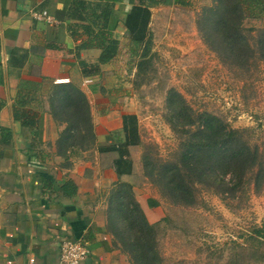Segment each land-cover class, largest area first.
Instances as JSON below:
<instances>
[{
    "label": "crops",
    "instance_id": "1",
    "mask_svg": "<svg viewBox=\"0 0 264 264\" xmlns=\"http://www.w3.org/2000/svg\"><path fill=\"white\" fill-rule=\"evenodd\" d=\"M140 1L117 0L106 22L119 51L125 39L127 78L116 65L119 52L99 62L101 49L85 32L91 15L95 29L105 25V11L95 6L104 0H0V264H61L63 238L86 244L81 264H132L114 243L117 205L128 193L149 223L163 216L144 188L139 117L125 101L137 65L124 20ZM145 1H156L150 31L156 7L180 2ZM246 7V16L264 23V0Z\"/></svg>",
    "mask_w": 264,
    "mask_h": 264
},
{
    "label": "rangeland",
    "instance_id": "2",
    "mask_svg": "<svg viewBox=\"0 0 264 264\" xmlns=\"http://www.w3.org/2000/svg\"><path fill=\"white\" fill-rule=\"evenodd\" d=\"M230 3L180 0L154 9L150 63L147 71H141L145 75L136 77L133 95L125 99L139 117L144 153L154 177L160 163L174 157L182 139V124L174 122L172 111L174 106L181 109L179 98L194 113L209 112L233 128L244 129L248 144L256 146L264 160V51H259L260 44L264 48V23L246 16L250 10L240 18L241 38L231 40L240 55L235 58L221 41L235 31ZM213 5L226 12L228 23L206 22L202 28L197 19ZM120 41L116 65L129 78L128 50L121 36ZM160 177L144 184L165 215L156 226L159 259L153 264H264V239L253 233L264 225V182L255 187L251 181L234 193L200 182L184 203L173 198L167 185L162 187L165 179ZM125 241L118 240L131 260Z\"/></svg>",
    "mask_w": 264,
    "mask_h": 264
},
{
    "label": "trees",
    "instance_id": "3",
    "mask_svg": "<svg viewBox=\"0 0 264 264\" xmlns=\"http://www.w3.org/2000/svg\"><path fill=\"white\" fill-rule=\"evenodd\" d=\"M224 0H222L223 3ZM117 0H104V3H96L95 6L101 8L106 13L105 25L101 29H95L96 16L88 17L89 25L85 30L90 36L89 42L101 49L99 62H106L117 55L119 52V40L113 36V32L107 29V19L112 9V5ZM135 4L125 17V24L129 29L130 43L129 52L135 57L137 71L136 76H143V71H147L150 56V44L152 33L148 24L150 20V6L156 4V1H140ZM247 0H231L230 6L226 10L234 9L232 13L231 27L235 29L227 35V40L222 39V43L229 49V53L235 58L240 57L238 50L232 46V39L241 38L240 30L243 26L240 18H244ZM226 3V2H225ZM262 5L261 2H259ZM221 8V7H220ZM263 7H260V9ZM225 13L220 11L217 5L207 6L200 13L197 23L204 28L208 23L227 24ZM228 14V13H227ZM216 18V19H213ZM213 19V20H212ZM218 19V20H217ZM217 20V22L215 21ZM230 23V21H229ZM206 24V25H207ZM233 25V26H232ZM211 26V24H210ZM200 27V29H202ZM203 32V31H202ZM204 34V33H203ZM207 35V34H206ZM225 35V34H224ZM259 51L263 52L264 48L260 44ZM262 54V53H261ZM142 71V72H141ZM175 96L179 97L178 94ZM181 109L174 106L173 117L175 123H181V136L178 146L174 150V157L170 160L164 159L159 165V175L155 177L150 169L149 162L144 153V144L142 146V165L145 176L153 181L156 177L165 179V185L168 186V192L174 199L180 202L188 203V196L193 194L192 189L200 182H206L211 186L223 187V191L237 192L245 184L253 182L255 187H260L264 182V160L259 155L258 148L251 146L244 137V129L233 128L227 122L220 120L218 116L209 112L201 111L194 113L188 108L181 98ZM74 118L78 119L76 114ZM15 117L22 119L23 123H30L34 116L27 115L25 119L22 114L15 112ZM228 174V176H227ZM125 204L117 205L121 210V221L124 224L117 228L111 226L115 239L126 240L130 248L132 264H153L159 259L157 253L156 226L164 218L155 223H149L144 211L140 205L128 194ZM193 200V199H191ZM129 202V204L127 203ZM129 216L130 221L127 220ZM127 220V221H126ZM132 230V231H131ZM127 233H130L127 235ZM255 236L264 239V225L253 229ZM123 251L121 244L118 243Z\"/></svg>",
    "mask_w": 264,
    "mask_h": 264
},
{
    "label": "built area",
    "instance_id": "4",
    "mask_svg": "<svg viewBox=\"0 0 264 264\" xmlns=\"http://www.w3.org/2000/svg\"><path fill=\"white\" fill-rule=\"evenodd\" d=\"M36 19L51 21V17L46 11H34ZM89 249L81 240L63 238L60 242V263L61 264H81L87 257Z\"/></svg>",
    "mask_w": 264,
    "mask_h": 264
}]
</instances>
